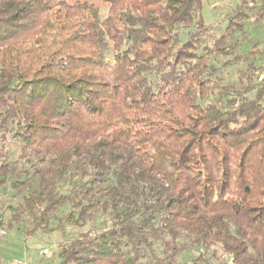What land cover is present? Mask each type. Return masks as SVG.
<instances>
[{
  "label": "trees",
  "instance_id": "16d2710c",
  "mask_svg": "<svg viewBox=\"0 0 264 264\" xmlns=\"http://www.w3.org/2000/svg\"><path fill=\"white\" fill-rule=\"evenodd\" d=\"M228 6L0 0V229L62 233L55 264H264V0Z\"/></svg>",
  "mask_w": 264,
  "mask_h": 264
},
{
  "label": "rangeland",
  "instance_id": "374dc122",
  "mask_svg": "<svg viewBox=\"0 0 264 264\" xmlns=\"http://www.w3.org/2000/svg\"><path fill=\"white\" fill-rule=\"evenodd\" d=\"M234 0H204L205 9L204 14L208 20L217 25L221 20L222 15L220 11L229 9L228 5H231ZM104 10V9H103ZM246 40L240 47V53L247 54L248 51L253 50L252 45L262 46V38L264 35V26L260 22V26L255 25L252 22V18L245 24ZM251 55V54H250ZM262 57L257 54L254 59L255 63H260ZM243 63L241 64V66ZM231 73V79H236L234 69H229ZM12 154L15 152V148H12ZM68 230V229H67ZM74 230L68 231L72 233ZM4 228L0 229V264H16V261H27L32 264H55L52 253L55 250L56 242L64 238V235L60 232H54L49 237H24L20 231L10 232ZM41 238V239H40ZM46 249L47 255H43L41 251ZM195 255V252H187L183 256L184 259H189ZM211 264H215L212 260Z\"/></svg>",
  "mask_w": 264,
  "mask_h": 264
},
{
  "label": "built area",
  "instance_id": "2783aa9c",
  "mask_svg": "<svg viewBox=\"0 0 264 264\" xmlns=\"http://www.w3.org/2000/svg\"><path fill=\"white\" fill-rule=\"evenodd\" d=\"M261 24L264 26V19L261 21ZM41 253L43 254V255H47L48 254V251L46 250V249H43L42 251H41ZM17 264H32V263H29V262H26V261H17Z\"/></svg>",
  "mask_w": 264,
  "mask_h": 264
},
{
  "label": "crops",
  "instance_id": "0c3cea01",
  "mask_svg": "<svg viewBox=\"0 0 264 264\" xmlns=\"http://www.w3.org/2000/svg\"><path fill=\"white\" fill-rule=\"evenodd\" d=\"M1 261V260H0ZM27 262V261H26ZM30 263V262H29ZM16 264H17V261H16Z\"/></svg>",
  "mask_w": 264,
  "mask_h": 264
}]
</instances>
